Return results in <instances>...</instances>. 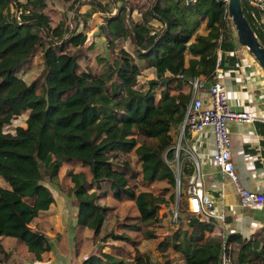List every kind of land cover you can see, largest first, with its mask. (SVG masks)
I'll use <instances>...</instances> for the list:
<instances>
[{
  "label": "trees",
  "instance_id": "16d2710c",
  "mask_svg": "<svg viewBox=\"0 0 264 264\" xmlns=\"http://www.w3.org/2000/svg\"><path fill=\"white\" fill-rule=\"evenodd\" d=\"M65 1L75 20L71 30L64 22L52 26L48 16L35 9L43 8L44 0H0V255L10 258L0 259V264H13V252H9L13 249H7L3 239L14 240L22 247L31 264H42L38 262L52 249V238L29 225L54 202L43 182L56 179L63 165L74 161L88 168L89 178L83 171L66 172L77 201L72 257L79 252L81 236L85 237L82 231H88L84 228L95 235L103 231L111 207L101 203V198L133 201L139 212L137 219L145 227L158 228L161 206L176 195L172 163L176 160L180 165L181 188L185 176L194 171L182 150L176 158L173 136L174 129L183 123L191 99L190 81L202 75L210 84L217 69L233 71L240 63L237 48L243 46L228 17L226 0L189 4L183 0H154L146 10V22L140 24L132 22L125 0H86L105 15L100 30L108 54L99 57L102 67L98 71L82 69L79 60L90 46L86 45L87 33L79 27L86 24L91 12L78 11L80 0ZM241 5L264 46V26L250 15L245 0ZM153 20L160 27L156 29ZM201 25L205 33L198 31ZM127 38L136 55L154 68L155 76L142 84L135 55L118 45ZM110 50H115L111 59ZM37 51L43 69L27 83L17 71ZM24 110L28 111L25 126L6 131L4 126ZM258 124L264 135V123ZM132 151L142 179L166 182L167 197L136 191V172L124 158ZM179 194L178 208L187 212L190 228L184 241L180 240L179 228L163 237L157 244L163 256L156 262L135 246L132 264H174L171 251L184 264H220L224 240L230 246H240L236 258L231 249L233 264H264V245L259 250L257 240L235 232L212 235L218 221H203L189 212L187 201L182 202V189ZM126 225L133 230L141 228ZM155 228L144 230L146 239L155 236ZM109 239L131 240L125 233L104 234L99 248L90 249L81 264H124L123 256L104 251L102 246L108 245Z\"/></svg>",
  "mask_w": 264,
  "mask_h": 264
},
{
  "label": "rangeland",
  "instance_id": "374dc122",
  "mask_svg": "<svg viewBox=\"0 0 264 264\" xmlns=\"http://www.w3.org/2000/svg\"><path fill=\"white\" fill-rule=\"evenodd\" d=\"M23 1V0H22ZM45 6L43 8L35 7V9H39L44 12L49 18L50 24L52 26L57 25L59 22H64L70 30L73 28L75 24V20L72 19L73 11L71 8H69V2H66L65 0H44ZM104 2V1H103ZM125 2L128 4V13L131 16L132 22H135V24H140L146 22V10L151 6V4L154 2V0H125ZM114 5V4H113ZM117 6V4H115ZM77 7L80 11H89L91 12L89 20L86 22V24H82L79 28L82 29L85 33L88 35V39L86 42V45L90 46V48L87 50V55L81 57L79 60L81 68H90L93 71H98L102 65L100 62L99 57L100 56H107L108 54V48L106 47V39L103 35V33L100 30V25L104 22V14L98 10L96 5L90 1L86 0H80L77 4ZM116 13V10L113 11V14ZM124 13H121L120 16H123ZM156 27V29L159 26L157 21H151ZM201 33H205L204 25H201L199 30ZM119 46H124L127 50L131 51L135 55L136 62L139 64L141 73L139 76V83L142 84L146 80L152 78L155 76L154 68L149 66V63L140 59L133 48L132 43L127 38L125 40L118 41ZM118 46V47H119ZM238 49V55L240 63H247V66L252 63L251 59L253 58L247 51L245 47L237 48ZM115 52V50L109 51V57L110 54ZM237 55V56H238ZM112 56L110 57V59ZM254 59V58H253ZM255 61V59H254ZM254 66L256 67L255 63ZM256 62V61H255ZM43 69V62H42V56L40 51H37L34 55L30 56L27 62L17 71V75L24 79L27 83H30L32 80L36 79L41 71ZM263 71V70H262ZM244 76L250 77L249 74H252V76L255 78L252 79V83H247V88H251L254 90V92H260L261 90H264V78L259 77L255 75V71L252 70L248 73L245 72L243 69ZM242 72V73H243ZM264 73V71H263ZM28 111L24 110L21 114L18 116H15L11 122L4 126V129L6 131L14 132V129L16 126H25V119L27 118ZM179 133H180V127L175 128L173 131L174 136V149L176 154V148L179 143ZM125 159H129L131 162L134 171L136 172L137 179L135 178L134 182H136V191H150L153 194H161L165 197L168 196L169 192L165 189L167 187V183L164 181H158L153 183H148L145 180L142 179V173H141V167L139 163H137L136 159L137 156L134 154V152H130L129 154L124 156ZM186 160V159H185ZM188 161V160H186ZM190 162V161H189ZM192 165V162H191ZM172 166L174 168V171L176 174L179 175L180 167L175 160L172 163ZM68 171H83L85 172L87 178H89L88 168L82 167L78 162L74 161L73 164H64L58 177L52 181H44L43 183L46 184L53 196H54V202L51 204L48 208V210L45 213H41L39 217L34 221V223H31L29 226L33 228H37L40 230H44L47 234H50L52 237V242L59 240L60 237H64L63 240H59V244L62 247H69L70 250L73 248L74 245H72V233L74 232V223H75V216L77 211V201L75 200L71 187L72 183L69 180V177L66 172ZM180 176V175H179ZM133 180V179H132ZM0 184L3 185V182L0 180ZM186 187H187V180L184 179V183L182 184V188L180 187V190L184 192L182 202L187 201V193H186ZM168 192V193H167ZM175 197L173 201H170L168 203H165L161 206L159 210V223L161 224L158 228H155V226H148L145 227L137 218L139 215V212L134 204L133 201L121 199V200H115L111 198L110 196H107L105 198H101L99 201L103 204H107L111 207V211L104 222L102 232L100 235H95L92 230H89L88 228H84L85 230H88L82 233H84V236H81V243L78 241L79 245V251H84L83 253H88L91 251L90 249H97L100 246V238L104 234H109L111 232L115 234H121L125 233L129 236L131 239L130 241H113L109 239L107 242L108 245H103V249L106 252H113L116 254H119L123 256L125 262L124 264H132V257L135 253V246L139 248L142 252H144L145 256L149 258L150 260L156 262L160 261L161 257L163 256V253L158 250L157 244L159 241L170 234L173 233V231L177 228L180 229V240L184 241L185 235L189 233L188 228V221H187V212L180 210L178 206L180 205L181 199L180 194L177 195L176 188H175ZM178 212V220L175 221L174 213ZM137 224L141 226L139 229L133 230L130 226H127L126 224ZM40 225V226H39ZM158 225V224H157ZM39 226V227H37ZM156 230L154 231V237L146 239L144 230ZM60 232H63L62 234H59ZM55 235V236H53ZM77 238V237H76ZM252 240H257L259 242L258 249L261 250V248L264 245V227L262 229L256 230L252 235L250 236ZM83 241V242H82ZM4 245L7 249H13L10 250V255L13 252V258H11V261H13V264H31L29 261V258L26 253L23 252L22 247L19 248V246L15 245L14 240H6L3 239ZM254 242V241H253ZM239 244H233L230 246V249L233 250L232 256L236 258L237 252L239 251ZM171 261L174 264H184V261L181 259L180 256H178L175 252H170ZM11 257V256H10ZM233 258V257H232ZM0 259L3 261L9 260L10 258H4L2 255H0ZM45 260H48L47 258ZM2 261V262H3ZM233 262V260H232ZM5 263V262H4Z\"/></svg>",
  "mask_w": 264,
  "mask_h": 264
},
{
  "label": "crops",
  "instance_id": "0c3cea01",
  "mask_svg": "<svg viewBox=\"0 0 264 264\" xmlns=\"http://www.w3.org/2000/svg\"><path fill=\"white\" fill-rule=\"evenodd\" d=\"M248 60L245 64H239L236 70H218V77L228 89L227 99L234 110L251 111L257 118H261L252 122L230 120L228 130L231 139V158L240 183L251 190L264 192V135L260 133L263 127L260 124L257 125V123H264V90L257 93L247 88V83H252V79L255 78L249 74L250 71L254 70L255 75L262 78H264V73L253 58L251 62L254 61L256 67L252 63L247 66ZM243 69L250 77L244 76ZM199 77L202 78V75ZM207 89L199 91V96L206 103L210 101ZM181 145L185 159L190 161V164L192 162L194 167L193 173L185 176L187 184L193 180L198 171L203 190L213 198L216 209L225 216L223 222H217L212 235L224 236L229 232H235L244 238H249L256 230L262 229L264 227V207H241L234 183L214 165L211 158L214 142L210 128L198 137L186 130ZM40 231L46 233L44 230ZM62 233L59 231V234ZM63 238L62 236L59 240ZM59 240L53 241L52 249L45 252L43 261L38 263L81 264L85 257L84 251H79L76 256L72 257L70 248L60 246ZM46 258L48 260H45Z\"/></svg>",
  "mask_w": 264,
  "mask_h": 264
},
{
  "label": "built area",
  "instance_id": "2783aa9c",
  "mask_svg": "<svg viewBox=\"0 0 264 264\" xmlns=\"http://www.w3.org/2000/svg\"><path fill=\"white\" fill-rule=\"evenodd\" d=\"M197 0H183L185 4L196 2ZM250 6L249 13L264 26V0H245ZM216 70L212 83H206L200 77H194L191 83V99L187 106L183 123L180 127L179 143L176 148V158L182 150L181 142L185 137V129L191 131L196 137L203 134L210 128L213 136L214 150L211 154L212 161L217 169L227 175L234 183L241 207H264V192L254 191L243 186L238 178L231 158V139L228 130L230 120H241L252 122L257 118L251 111L234 110L228 102V89L218 77ZM207 89L210 97L209 102L199 96L201 89ZM178 163V161H177ZM179 165V163H178ZM180 167V165H179ZM180 172V171H179ZM187 209L192 214L206 221L213 218L223 222L225 216L216 209L213 198L203 190L201 178L197 171L193 180L187 184ZM175 221L178 220V212L174 213ZM220 264H233L230 245L225 240L222 243L220 253Z\"/></svg>",
  "mask_w": 264,
  "mask_h": 264
},
{
  "label": "water",
  "instance_id": "95a60500",
  "mask_svg": "<svg viewBox=\"0 0 264 264\" xmlns=\"http://www.w3.org/2000/svg\"><path fill=\"white\" fill-rule=\"evenodd\" d=\"M227 14L235 28L238 43L245 47L264 71V46L250 27L242 10L241 0H226ZM180 177L176 174V192L179 195Z\"/></svg>",
  "mask_w": 264,
  "mask_h": 264
}]
</instances>
